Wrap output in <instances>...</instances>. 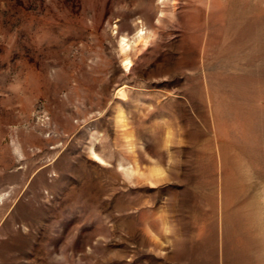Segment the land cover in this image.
<instances>
[{"label":"rangeland","instance_id":"1","mask_svg":"<svg viewBox=\"0 0 264 264\" xmlns=\"http://www.w3.org/2000/svg\"><path fill=\"white\" fill-rule=\"evenodd\" d=\"M0 264H264V0H0Z\"/></svg>","mask_w":264,"mask_h":264},{"label":"bare ground","instance_id":"2","mask_svg":"<svg viewBox=\"0 0 264 264\" xmlns=\"http://www.w3.org/2000/svg\"><path fill=\"white\" fill-rule=\"evenodd\" d=\"M122 40H124V39H122ZM122 47H124V45H122ZM125 47H126V45H125ZM127 63V62H126ZM126 66L128 65V63L127 64H125Z\"/></svg>","mask_w":264,"mask_h":264}]
</instances>
